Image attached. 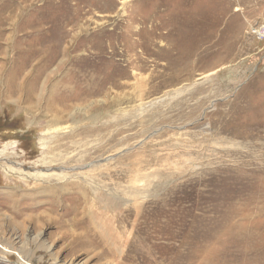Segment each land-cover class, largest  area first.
Instances as JSON below:
<instances>
[{
  "label": "rangeland",
  "instance_id": "374dc122",
  "mask_svg": "<svg viewBox=\"0 0 264 264\" xmlns=\"http://www.w3.org/2000/svg\"><path fill=\"white\" fill-rule=\"evenodd\" d=\"M263 22L264 0H0V264H264Z\"/></svg>",
  "mask_w": 264,
  "mask_h": 264
},
{
  "label": "bare ground",
  "instance_id": "6f19581e",
  "mask_svg": "<svg viewBox=\"0 0 264 264\" xmlns=\"http://www.w3.org/2000/svg\"><path fill=\"white\" fill-rule=\"evenodd\" d=\"M36 86H37V82H35L33 84L31 90L28 91V94L30 92H31V94H35ZM64 87H65V85H64ZM57 90H58V88H56L55 85L50 86V88L48 89V95L46 98L47 100L44 101L45 106L43 105L44 106L43 111L39 115H35L36 120L46 121V123H48L50 126L59 123L62 120V118H65L67 116V113H68V109L66 107L62 106L60 108H57L54 105V104H60V102H61V100H58L60 97H57V99L54 100L56 98V96H58V94L60 93L59 92L57 94ZM49 151H48V154H49ZM53 158H54V156L52 157L51 162H52ZM54 162H55V160H54Z\"/></svg>",
  "mask_w": 264,
  "mask_h": 264
},
{
  "label": "built area",
  "instance_id": "2783aa9c",
  "mask_svg": "<svg viewBox=\"0 0 264 264\" xmlns=\"http://www.w3.org/2000/svg\"><path fill=\"white\" fill-rule=\"evenodd\" d=\"M248 33L256 40L264 41V22L251 26Z\"/></svg>",
  "mask_w": 264,
  "mask_h": 264
}]
</instances>
